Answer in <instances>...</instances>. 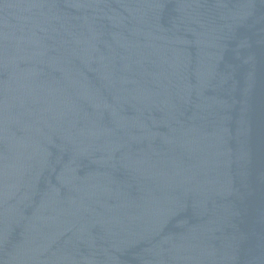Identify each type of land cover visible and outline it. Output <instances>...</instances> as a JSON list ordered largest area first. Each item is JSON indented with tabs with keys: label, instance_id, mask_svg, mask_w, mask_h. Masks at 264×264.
Returning a JSON list of instances; mask_svg holds the SVG:
<instances>
[{
	"label": "water",
	"instance_id": "obj_1",
	"mask_svg": "<svg viewBox=\"0 0 264 264\" xmlns=\"http://www.w3.org/2000/svg\"><path fill=\"white\" fill-rule=\"evenodd\" d=\"M0 264H264V0H0Z\"/></svg>",
	"mask_w": 264,
	"mask_h": 264
}]
</instances>
